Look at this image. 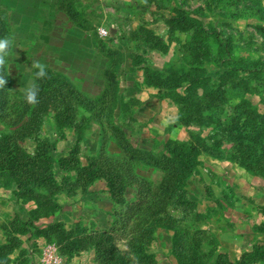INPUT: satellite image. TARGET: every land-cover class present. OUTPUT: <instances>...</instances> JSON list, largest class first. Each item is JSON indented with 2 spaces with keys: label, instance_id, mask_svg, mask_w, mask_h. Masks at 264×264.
<instances>
[{
  "label": "rangeland",
  "instance_id": "1",
  "mask_svg": "<svg viewBox=\"0 0 264 264\" xmlns=\"http://www.w3.org/2000/svg\"><path fill=\"white\" fill-rule=\"evenodd\" d=\"M0 23L14 38L0 146L51 175L0 173V264H100L85 238L99 232L137 264H236L257 248L248 264H264V173L232 159L229 136L264 117V0H0ZM33 59L49 77L35 108ZM121 164L120 199L105 172Z\"/></svg>",
  "mask_w": 264,
  "mask_h": 264
},
{
  "label": "trees",
  "instance_id": "2",
  "mask_svg": "<svg viewBox=\"0 0 264 264\" xmlns=\"http://www.w3.org/2000/svg\"><path fill=\"white\" fill-rule=\"evenodd\" d=\"M181 15L178 17H173L171 21L173 23H178L180 20H190L189 17L187 16L184 18L187 14L185 11H181ZM0 27L3 28V24L0 23ZM228 77L231 75L229 72L227 73ZM149 77L152 78L153 83L159 87H164V88H171L172 85L163 80L161 77L156 76V73L151 72L149 74ZM196 81L194 80V84L197 83V81L203 80L202 74L196 75ZM254 76L248 75V78L244 79L247 82H244L246 86H250V83L248 80L253 79ZM229 78H226V80ZM248 79V80H247ZM243 80V79H242ZM179 86V84H178ZM184 97V96H183ZM190 106V104H189ZM31 111V110H30ZM232 121H235L234 118H232ZM31 122L28 121V124ZM34 125V123H33ZM242 126L243 128H239L237 131L238 133L242 134V136L239 135H234L233 132H229V136L231 138H235L238 140V144L234 145V155L233 158L236 160L238 163L247 165L248 169H251L253 171H259L257 170L258 167H260V171L264 173V117L262 114L255 110L252 111L251 113H248L246 115V118L244 117V120L242 121ZM256 137L257 139V144L256 147L254 145L248 144V142H245V139L249 137ZM2 145L0 146V173H8L12 176V178H17L15 182L19 181L20 175H23V173H28L32 172V168L38 167L40 170V174H38V177H35L37 179V182L41 183V181L44 179L46 180L47 178L49 179L51 175H49V172L42 173V167L46 165V163L40 164L39 162V156L38 158H32L30 159V156L27 157L26 154L24 153L23 150L19 148V146L15 143V140L11 139V142L8 140H2ZM257 147H259L260 151H256ZM181 156L184 155V152H181ZM185 163V161H184ZM23 168V172L21 169ZM50 167V166H49ZM113 171L110 172H105L106 178L108 179V184L111 187V191L113 194V197H118L120 198V192L119 190H123V185L120 186L119 179L117 178V173L118 171L122 170V178L125 177L126 181H129V179H132L133 177L130 176V167L129 166H124L120 165L119 168L117 167H112ZM189 165L186 166L185 169H188ZM188 172V170H185ZM51 172V171H50ZM22 173V174H21ZM45 176V178H43ZM121 180V179H120ZM21 181V180H20ZM143 184L140 183V190L144 192V188L146 186H142ZM20 186V184H19ZM163 192H165V184L163 187H160ZM149 188L147 187L145 190H148ZM174 191V190H173ZM173 191L171 190V193L173 194ZM146 193V192H144ZM173 196V195H172ZM121 199V198H120ZM155 203L157 202L158 207L160 206L159 203L162 204L163 198L162 199H157L154 201ZM136 203V202H135ZM132 202V204H135ZM142 204H139L141 206ZM131 207V206H130ZM138 207V206H137ZM48 229H43L40 228L37 231L40 232H49ZM107 235V233H96V234H91L85 236V238L88 239V242H93V240H96L94 245L96 246V250L98 253V261L100 264H137V261L130 255L129 252H124L115 245L112 244V239L111 241H107L104 237ZM258 249V248H257ZM255 249L253 252H246L243 254L241 257V260L236 263V264H248L251 262L252 254H256ZM9 249L6 247V245H3L2 248L0 247V255H4L3 252H7ZM145 258L149 259V256L144 255ZM157 262L155 259H150V261L147 264H156ZM232 264V263H229Z\"/></svg>",
  "mask_w": 264,
  "mask_h": 264
},
{
  "label": "clouds",
  "instance_id": "3",
  "mask_svg": "<svg viewBox=\"0 0 264 264\" xmlns=\"http://www.w3.org/2000/svg\"><path fill=\"white\" fill-rule=\"evenodd\" d=\"M146 2V0H144ZM14 47V38L5 36L0 38V90L5 88L7 84L6 75L4 68L6 65V58L12 53ZM33 69L32 79L28 83L27 87L23 91V101L25 104L35 108L40 103V84L38 81L49 78L48 77V66L46 63L41 62L39 59H33L30 65Z\"/></svg>",
  "mask_w": 264,
  "mask_h": 264
}]
</instances>
